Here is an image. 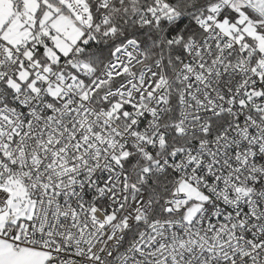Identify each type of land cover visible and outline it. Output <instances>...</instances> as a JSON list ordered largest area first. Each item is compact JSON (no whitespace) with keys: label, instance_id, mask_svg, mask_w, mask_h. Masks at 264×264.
Instances as JSON below:
<instances>
[{"label":"snow or ice","instance_id":"obj_1","mask_svg":"<svg viewBox=\"0 0 264 264\" xmlns=\"http://www.w3.org/2000/svg\"><path fill=\"white\" fill-rule=\"evenodd\" d=\"M0 264H264V0H0Z\"/></svg>","mask_w":264,"mask_h":264}]
</instances>
